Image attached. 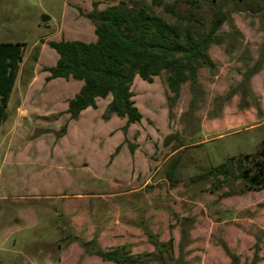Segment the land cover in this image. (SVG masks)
<instances>
[{"label": "rangeland", "instance_id": "rangeland-1", "mask_svg": "<svg viewBox=\"0 0 264 264\" xmlns=\"http://www.w3.org/2000/svg\"><path fill=\"white\" fill-rule=\"evenodd\" d=\"M120 1L130 7L146 4L169 22L202 33L217 16H226L221 44L210 50L215 66L200 70L203 91L196 106H190L189 83L170 109L166 73L153 83L137 77L132 91L143 115L138 124L126 129L122 118L93 117L87 137L76 136L77 150L69 139L59 140L63 119L60 131L36 128L55 124L63 113L21 121L13 136L3 138L15 120L13 99L53 101L50 108H60L56 99L76 96L73 83L82 81L58 79L50 86L46 80L45 68L56 66L59 57L48 43L93 42L96 27L84 14L95 2L105 8ZM44 15L51 19L44 22ZM0 42L26 44L10 119L0 131V264H114L87 254L84 242L98 237L106 250L126 245L135 254L152 252L148 233L155 240H174V263L231 264L227 244L243 264H264V189L247 190L236 178L223 184L196 179L229 157L256 154L264 143V0H0ZM251 74L244 95L239 89ZM241 103L251 107L241 109ZM224 104L231 128H221L222 123L228 127L224 120L208 122L204 133V118ZM250 111L260 127L250 128L255 125ZM170 135L179 138L167 145ZM179 143L188 146L173 152ZM10 147L12 161L3 172V151ZM178 156L172 182L166 171Z\"/></svg>", "mask_w": 264, "mask_h": 264}, {"label": "trees", "instance_id": "trees-1", "mask_svg": "<svg viewBox=\"0 0 264 264\" xmlns=\"http://www.w3.org/2000/svg\"><path fill=\"white\" fill-rule=\"evenodd\" d=\"M99 5V2H95L94 10L84 14L95 24L96 41L62 39L48 43L59 55L56 66L45 68L50 73L48 80L74 79L84 82L81 91L69 101L68 112L71 118L78 120L84 110L97 108L99 99L112 96L105 117L109 119L116 115L126 119L127 129L143 119L132 91L136 78L153 83L163 73L167 74L170 109L177 104L182 88L187 83L192 92L190 106L195 107L199 91H203V84L199 80L200 70L215 66L210 58V50L213 45L221 44L219 32L227 20L226 16H217L211 29L202 33L191 26L185 27L180 21L169 22L146 4L130 7L125 1H120L103 9ZM25 55L26 44L0 42V128L9 118L7 108ZM251 76L252 74L247 76V82L239 89L244 95L247 92L246 83L249 84ZM231 98L229 96L225 103ZM224 106L225 104L211 117L221 118ZM240 106L245 109L249 105L241 103ZM252 106L259 114L262 112L259 102L255 101ZM66 133L67 126H64L58 136L62 137ZM178 138V135H170L166 144L170 145ZM187 146L179 143L173 147V152L186 149ZM261 147L256 154L229 157L223 163L201 173L196 179H215L223 184L236 178L247 190L264 189V143ZM130 149L134 152L136 146L130 145ZM180 161L181 157H176L166 171L172 182L177 181L176 172ZM147 235L155 247L152 252L135 254L126 245L106 250L100 245L98 237L84 242L83 247L87 254L114 264H178L174 263L171 255L172 250L175 251L173 239L161 241L155 240L151 233ZM224 249L231 264H243L240 256L233 253L227 244ZM256 254L259 257V253ZM253 264H258L257 260Z\"/></svg>", "mask_w": 264, "mask_h": 264}, {"label": "crops", "instance_id": "crops-1", "mask_svg": "<svg viewBox=\"0 0 264 264\" xmlns=\"http://www.w3.org/2000/svg\"><path fill=\"white\" fill-rule=\"evenodd\" d=\"M100 9H103V8H100ZM94 41H96V40L94 39ZM58 59H59V57H58ZM58 59H57V61H58ZM50 67H54V66H50ZM46 72H47L46 73L47 74L46 75V80H48V77L50 76V73L48 71H46ZM20 73H21V70H20ZM18 79H19V77H18ZM56 80H58V79H54V80H50V81L48 80L49 81V85L52 86L56 82ZM71 80H74V79H71ZM71 80H68V81L70 82ZM17 82H18V80H17ZM17 82H16V84H17ZM73 84H75V85L72 86L73 88L74 87H78L77 88L78 90L76 92L78 94L81 91L82 87L84 86V82L83 83H73ZM32 86H33V84L31 83L30 86H29L28 93L32 92ZM15 88H16V85H15ZM15 88H14V90H15ZM14 90H13V92H14ZM12 95H13V93H12ZM72 98H74V97H72ZM72 98H69L67 102H64V99H56V102L60 103V105H61L60 108L59 107L58 108H50V106L53 103V101H50L48 104H46L45 103L46 100L45 101H43V100L40 101L39 100L37 103H33L31 101V99H29V98H27L24 102H22L20 100L13 99V101H12V103H13L12 111L15 114V116H14L15 120L13 122V125L7 131H5V135H4L3 138H7L8 139L10 136H13L17 132V130L20 128L21 121L33 120V119H36V117L48 118L49 119L51 117L60 116L61 113H63V117H61V118L59 117L58 120H55L56 121L55 124H50V123L47 124L46 123L47 125H45V124L37 125L36 128H43V129H51V130H55V131H60L59 128H61V127H59L58 124L61 123L62 121H60L59 119H63V121H65L66 123H65V125L62 126V128L67 125V133L63 137H61L59 140L63 141V140L69 139L70 145L74 146L76 148V150H77V138H76V136H79L80 140L85 138V137H87L86 136L87 135L86 134V128H87L86 126L93 119V117L94 118L103 117V114L106 113L109 105L112 102V96L108 97L107 99H99L98 102H97V108H88V109L84 110L80 114L78 120H73L71 118L70 113L68 112L69 101ZM11 99H12V96H11ZM47 100H49V99H47ZM10 105H11V100H10V103L8 105V108H7V111L9 113V118L7 119V121L10 119V112H9ZM102 106H103V109H102L103 111L101 110ZM61 107H63V108H61ZM93 112H98V115H93ZM250 112H251V118H250L251 121H249V122L253 123V122H255L257 117L255 116V114L252 111H250ZM117 117L118 116L113 115L111 117V119H115ZM125 120L126 119L120 120L122 122V125L124 124ZM221 120H224L223 122L226 121L227 124H228L227 125L228 127H226V125H224L223 123L221 125V122H220ZM208 122H210L212 124H214L216 122H220L219 124L221 125V128H225V129L231 128V127H229L230 126V124H229L230 120L229 119H225L224 116H222L221 118H204L203 123H202V128H203V132L204 133L208 132V129L206 127V123L208 124ZM14 123H17V124L14 125ZM77 123H79V124H77ZM136 124H138V123H136ZM219 124H218V127L216 129L212 130L214 133L219 132V130H220L219 129L220 128ZM253 124H255V123H253ZM71 125H75V127H73ZM132 125H134V124H132ZM262 125H264V124H262ZM2 126H1V128H2ZM213 126H215V125H213ZM256 126L260 127L261 124H255V125L251 126L250 128H255ZM1 128H0V131H1ZM62 128H61V130H62ZM212 131H209V132H212ZM59 146L60 145H57L56 147L52 148L53 154L56 151H58V147ZM3 153H4V155H3V160H2L3 161L2 162V171L4 172V169H7V166L10 164L9 161H12L10 156H9L10 153H11V147L8 149V151H6V150L3 151ZM84 160L86 161V158ZM0 177L2 178V173H1Z\"/></svg>", "mask_w": 264, "mask_h": 264}, {"label": "water", "instance_id": "water-1", "mask_svg": "<svg viewBox=\"0 0 264 264\" xmlns=\"http://www.w3.org/2000/svg\"><path fill=\"white\" fill-rule=\"evenodd\" d=\"M50 19L51 18L49 16H46V15L43 16V21L44 22H48Z\"/></svg>", "mask_w": 264, "mask_h": 264}]
</instances>
